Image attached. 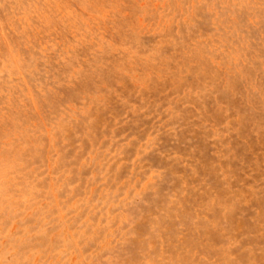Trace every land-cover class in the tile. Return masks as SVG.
Listing matches in <instances>:
<instances>
[{"label": "rangeland", "instance_id": "1", "mask_svg": "<svg viewBox=\"0 0 264 264\" xmlns=\"http://www.w3.org/2000/svg\"><path fill=\"white\" fill-rule=\"evenodd\" d=\"M0 264H264V0H0Z\"/></svg>", "mask_w": 264, "mask_h": 264}]
</instances>
